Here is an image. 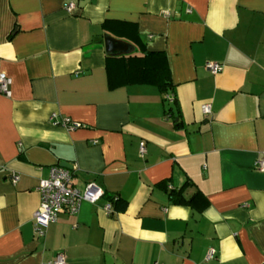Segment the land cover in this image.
Masks as SVG:
<instances>
[{"label": "crops", "instance_id": "0c3cea01", "mask_svg": "<svg viewBox=\"0 0 264 264\" xmlns=\"http://www.w3.org/2000/svg\"><path fill=\"white\" fill-rule=\"evenodd\" d=\"M106 34L165 53L174 103L111 76ZM0 74V264H264V0H0ZM63 162L103 195L37 240L38 186Z\"/></svg>", "mask_w": 264, "mask_h": 264}, {"label": "built area", "instance_id": "2783aa9c", "mask_svg": "<svg viewBox=\"0 0 264 264\" xmlns=\"http://www.w3.org/2000/svg\"><path fill=\"white\" fill-rule=\"evenodd\" d=\"M74 5L69 3L65 6L67 11H70ZM206 69L213 75L222 71L223 66L218 63H207ZM11 79L5 74H0V94L5 97H10ZM169 102L172 101V96H167ZM201 112L204 115H209L211 112L210 105L204 104L201 106ZM55 116H52L51 122ZM58 124L74 130L81 127L80 123L73 122L68 118H62ZM96 143V142H95ZM139 156L145 155L144 143H139ZM255 168L264 172V158L256 161ZM19 180L18 175L11 177V182L15 184ZM39 205L33 213L32 224L33 234L37 240L44 237L47 227L56 222L60 215L66 214L74 216L78 213L80 205L83 202L96 204L103 195L102 190L95 184L89 183L83 190H79L71 183V171L60 166L51 168L50 176L46 180H42L38 186ZM104 210L107 214L112 213L111 204H106ZM214 250L209 249L205 259L210 260L214 256ZM48 264H66L63 253H57Z\"/></svg>", "mask_w": 264, "mask_h": 264}, {"label": "trees", "instance_id": "16d2710c", "mask_svg": "<svg viewBox=\"0 0 264 264\" xmlns=\"http://www.w3.org/2000/svg\"><path fill=\"white\" fill-rule=\"evenodd\" d=\"M131 46L134 48V52L132 54L130 53L122 56L106 55L107 59L112 62V66L109 67L111 76L113 78H118L120 84L122 85L142 84L156 86L163 96V102H167V96L171 95L170 93H172L173 86L170 79V72L165 53L147 52L144 45H142L139 40L136 42V45L131 44ZM110 84L112 85L111 81ZM171 102L174 103L173 96ZM170 112L171 109H166L165 111L167 115H169ZM197 196L198 193L192 196L189 200H185L182 197L180 190L169 191V198L173 201V203H182L184 201L189 204ZM110 204L112 207V213L109 215L124 212L127 206L125 202H122L118 198L111 199Z\"/></svg>", "mask_w": 264, "mask_h": 264}, {"label": "water", "instance_id": "95a60500", "mask_svg": "<svg viewBox=\"0 0 264 264\" xmlns=\"http://www.w3.org/2000/svg\"><path fill=\"white\" fill-rule=\"evenodd\" d=\"M105 53L107 56H122L130 53L131 44L116 39L110 35H104L103 38ZM61 167L71 170V166L65 162L60 164Z\"/></svg>", "mask_w": 264, "mask_h": 264}]
</instances>
